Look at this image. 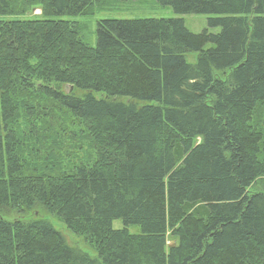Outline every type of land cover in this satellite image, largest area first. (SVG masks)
Here are the masks:
<instances>
[{
    "label": "trees",
    "instance_id": "obj_1",
    "mask_svg": "<svg viewBox=\"0 0 264 264\" xmlns=\"http://www.w3.org/2000/svg\"><path fill=\"white\" fill-rule=\"evenodd\" d=\"M156 1L207 27L102 20L93 46L55 18L90 16L98 0H0V17H43L0 20V264H264V191L249 192L264 177V0ZM34 102L78 122L90 162L29 169L20 120L40 118ZM38 210L96 257L25 218Z\"/></svg>",
    "mask_w": 264,
    "mask_h": 264
},
{
    "label": "rangeland",
    "instance_id": "obj_2",
    "mask_svg": "<svg viewBox=\"0 0 264 264\" xmlns=\"http://www.w3.org/2000/svg\"><path fill=\"white\" fill-rule=\"evenodd\" d=\"M97 3V2H96ZM23 19H43L40 8L32 9L24 16L0 17V20ZM183 19L187 29L198 34L207 27L209 16L206 15H178L171 8L161 6L156 0H136L129 2H117L114 0H98L90 16L63 17L56 20H66L80 23L84 28L83 39L91 44L96 43V27L102 20H138V19ZM216 32V31H215ZM197 53L188 54L186 60L189 64H195ZM78 96L84 94L83 91L75 92ZM97 98L99 96L97 95ZM39 100V99H38ZM37 101V100H36ZM126 104L130 103L128 99H122ZM38 102H34L38 108L40 118L21 119L20 124L26 135L34 136L31 142H28L24 150V158L28 162L29 169L37 170L40 173H56V175L70 174L73 168L80 163H88L93 159L88 134L78 125V122L72 118L66 111L59 110L56 105L43 104L38 107ZM255 123L264 134V103L261 104L255 115ZM33 125V126H31ZM32 132V133H31ZM264 149V143H263ZM264 191V177L256 180L249 189L251 194ZM1 218V216H0ZM26 219H44L48 221L58 232L66 239L67 243L74 248L87 252L95 258L96 254L92 250L90 243L84 238L74 235L68 228L56 217L47 215L42 210L31 212L26 215ZM8 220H12L9 218ZM122 221L115 220L113 229H123ZM131 234L139 231L138 227L127 228ZM168 246L174 244L170 233L167 235Z\"/></svg>",
    "mask_w": 264,
    "mask_h": 264
},
{
    "label": "water",
    "instance_id": "obj_3",
    "mask_svg": "<svg viewBox=\"0 0 264 264\" xmlns=\"http://www.w3.org/2000/svg\"><path fill=\"white\" fill-rule=\"evenodd\" d=\"M72 89H73V88H72V87H70L69 91H72Z\"/></svg>",
    "mask_w": 264,
    "mask_h": 264
}]
</instances>
